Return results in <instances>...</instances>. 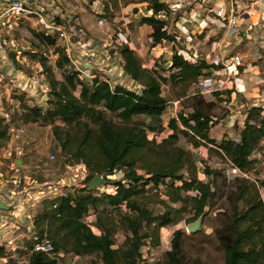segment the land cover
<instances>
[{
    "label": "trees",
    "instance_id": "trees-1",
    "mask_svg": "<svg viewBox=\"0 0 264 264\" xmlns=\"http://www.w3.org/2000/svg\"><path fill=\"white\" fill-rule=\"evenodd\" d=\"M147 9L152 11V16L141 17L139 23L154 28L150 34L152 46L162 42L169 44L172 34L168 29H162L166 21L156 18L160 12L168 14L167 5L163 0H149ZM40 40L50 46L56 44L53 35L42 34ZM55 53L58 56L55 68L63 72L61 81L55 78L52 68L45 65L44 61L40 62L49 88L46 104L51 107L46 110L28 108L26 120L34 118L47 123L60 121L64 126L71 127L86 119L85 131L75 144L69 140L74 138L63 133L60 127H55L53 139L57 148H53L56 152H71L76 157V163L85 161L86 164H83L89 171L86 182L96 174L107 172L110 175L115 169H123L128 182L123 185L120 181H114L117 189L113 195L97 197L88 189H80L75 195L45 200L40 207L41 210L44 207L47 210L35 222L39 229L38 236H46L51 240L55 252L66 251L79 258L98 255L99 261L91 260L89 264H138L141 248L147 240L153 247L158 246L160 230L173 224L172 214L184 211L183 207H165L163 212L155 214L146 203L140 201L148 192L159 189L160 185L166 187L171 203H180L191 209V222L202 216L214 197V191L211 183L198 180L191 155L177 146L180 135L192 139L195 147L200 146L202 141L214 145L217 154L227 157L245 173L253 168L252 155L258 149H264V117L260 116V108L248 110L237 141L226 138L216 142L210 139L208 130L213 124L212 117L198 110L170 120L167 126L170 134L166 139L158 142L149 140L148 132L163 131L160 118L166 109V101L161 94L162 82L189 86L202 75L205 68L203 64L190 65L173 53L167 67L170 75L164 78L156 68L159 63L146 69L135 52L123 46L119 50L123 71L141 87L142 93L137 95L123 86H110L98 75L91 80L80 81L78 73L69 70L70 62L63 50L56 47ZM108 114H115L119 122L109 120ZM140 116L149 119V123L134 120ZM6 131L7 127L0 119V140L5 137ZM86 149H93L92 152L99 155L97 162L87 160ZM29 156L24 151L21 159L26 160ZM147 156L155 158L156 163L147 161ZM66 163L61 162L59 169L64 171ZM137 163H142L140 170L144 171V175L137 173ZM204 171L207 177L216 174L207 168ZM38 177L42 179L41 175ZM233 181L239 183L236 204L232 205L228 220L222 221L214 230L215 238L223 250V264H264L262 186L248 179ZM192 191L195 194L189 195ZM239 202L243 205L242 209L238 207ZM121 208L126 210L120 218L123 242L117 246L113 230L104 224L102 218L109 216V209ZM89 213L95 214L92 227L82 222ZM182 245V232L176 230L170 241V250L164 253L161 264H185L181 260ZM27 246L30 249L32 245ZM20 254L23 252L20 251ZM2 256L3 251L0 249ZM25 264L57 262L43 253L32 252Z\"/></svg>",
    "mask_w": 264,
    "mask_h": 264
},
{
    "label": "built area",
    "instance_id": "built-area-1",
    "mask_svg": "<svg viewBox=\"0 0 264 264\" xmlns=\"http://www.w3.org/2000/svg\"><path fill=\"white\" fill-rule=\"evenodd\" d=\"M163 2L167 5L168 14L160 12L156 18L166 21L162 29H168L172 34V40L169 42L171 53L181 57L190 65L203 64L205 67L202 75L192 83V91L204 97H219L225 105L228 104L227 95L230 97L234 95L235 100L252 99L254 102L251 104L255 105L251 108H262L260 116L264 117V106H260L264 105V90L261 89L264 86V0H172L171 2L163 0ZM45 8L47 7L43 2L33 7L25 0H0V32L12 35L19 23L32 19L43 34L57 35L61 45L53 47L63 50L70 62V70L78 73V79L82 82L96 77L94 71L101 70L100 65L105 61L103 57L109 59L123 46L132 47L130 38L121 31L113 33L109 44L80 41L77 39L79 30L73 24V19L58 24L57 15L49 14ZM147 13L148 16H152V11ZM104 25V19L100 18L91 27L101 29ZM13 41L14 39L11 42V49L7 45L10 43L4 40L0 43L1 53L5 54V59L0 54V84L3 83L2 86L7 91V93L0 92V119L11 135V147L0 149V152L5 151L8 161L6 172L0 166V203L7 207L6 210H0V249L3 251L0 264L10 262L25 264L26 258L32 252L43 253L57 262L64 256L60 252H55L53 243L46 236L42 238L38 236L35 224L36 209L45 200L68 197L75 195L80 189H88L86 177L89 171L83 163H76L71 167L67 162L64 176L54 181L42 182L36 176L41 175L42 179L49 176L45 169L46 165L35 163L32 167L33 172L26 170L29 168L28 165L17 166L16 161L21 159L23 150L12 147V144L14 139L25 135L26 129L22 125L16 126L13 122L14 114L23 110L20 101L11 96V92L16 91L17 86L15 80H8L9 72L3 65V61L9 63L6 57L8 51L17 52V55L21 53L19 49H15L16 45L13 47ZM230 48L232 52H229ZM74 50H82L86 55L81 66L76 64L75 59L73 60ZM51 57L55 62L58 57L55 51ZM12 69L14 70L13 67ZM105 73L104 71L98 76L110 86H114L115 84ZM246 75L249 76L247 79ZM247 84L248 88H246ZM27 87L37 91L38 84L31 81ZM45 89L49 90L48 87ZM252 91H255L256 96L247 97ZM28 104L35 107L30 101ZM243 117V121L238 125H243L246 115ZM236 121V117L229 116L226 126L234 128ZM210 131L211 128L208 130V135ZM196 139L199 140L198 137ZM210 148L217 149L214 145L202 141L200 146L195 147L194 153L205 159ZM15 153L17 156L12 159ZM55 157L56 150L53 148L47 161L50 163ZM222 157L224 162L220 170L227 179L250 180L248 173L239 170L224 155ZM69 169H73L72 172H69ZM123 172V169L113 170L106 177L110 181V190L106 189V185L96 187L92 191L94 195L99 197L103 194H115L117 187L114 181L127 185ZM194 194L193 191L189 193V195ZM94 221L95 214L89 213L82 222L87 227H92ZM5 229L7 231L3 232ZM28 244L32 245L30 249ZM20 251L23 254H20ZM67 256L72 263L79 260V257L72 253H68Z\"/></svg>",
    "mask_w": 264,
    "mask_h": 264
},
{
    "label": "rangeland",
    "instance_id": "rangeland-1",
    "mask_svg": "<svg viewBox=\"0 0 264 264\" xmlns=\"http://www.w3.org/2000/svg\"><path fill=\"white\" fill-rule=\"evenodd\" d=\"M93 1L95 0H91L87 3L88 5H86L84 0H68V2L64 4L65 6L67 3L74 6L81 4L82 6L87 7L89 5H92ZM114 1L115 0H110L112 4ZM166 1L171 2L172 0ZM34 2V6L40 5V0H34ZM98 2L102 4L104 0H98ZM143 2H145V4H142ZM148 2L149 0H116V5L113 7V12L107 10L104 14H94L92 12L90 14L94 17L95 21L100 18L104 19L105 25L101 29H111L112 35L113 33L118 31H121L125 34L127 30L125 29L122 22L124 20L121 19L123 17L127 18L132 16L131 19L133 20V15H135L136 19L138 18V20H135V22L131 21L126 26V28L130 31L129 38H131L130 40L132 42V50L135 51L137 49L139 51L138 55L140 56V58L136 54L135 55L139 58L140 63L146 69H151L155 65V63H159L156 68L158 69L160 75L165 78L170 75L167 70L169 64L165 62L168 59L167 56L171 55L170 45L168 44V42H162L161 47L157 45L152 46V42L150 40V34L152 32L140 33V31L137 29V24L141 17H144V15H149L147 13ZM128 3H135L137 5L134 8L130 7V9L126 13L124 12L123 7ZM97 9L98 8H96V11ZM65 16L66 17L63 20L64 22L70 19H74L77 15H75L74 13H67L65 14ZM139 25L141 24L139 23ZM25 26L27 30L26 33L20 34L18 31H15L12 33V35L11 33L9 35H5L4 32H0L3 40L10 43L7 44L9 45L10 49L12 39H14L16 42L12 43L13 47L15 45L16 47L18 46V49L21 52L19 54V58H16L21 67L20 69L14 68L10 60L9 63L7 61H3V65L5 66L6 70L12 72L11 79L17 80V77H19L21 83L23 84H25V82L30 83L31 81H37L41 84L40 89H38L37 91L32 90L29 92H21L19 90L18 92H11V96L14 99L20 101L23 110L20 113L14 114L13 122L16 126L22 125L26 129L25 135L19 137L18 139H14L12 147H19L23 150V152L25 151L29 153L30 167L26 169L29 172H33L32 167L35 162H38L39 160L44 161L46 159L43 162V165H46L45 169L47 170L49 176L46 179L41 180H43L42 182H45L46 180L54 181L58 178H61L66 173V169L64 171L59 169V164L61 162L66 161L71 167L74 166V164H76L77 162L76 157L71 152H62L61 150H57L54 161L50 163L47 161L51 149L53 147H56L54 143L55 139H53L54 128L57 126L60 127L63 133H66L74 138L69 140L72 142V144H75L83 135L85 131V123L87 121L86 119H83L81 120V122H78L71 127H66L60 121H57L55 123H47L43 120H34V118H29L28 120H26L25 115L29 113L27 112V109L33 108L31 107V104H28V101H30L33 105H35V107L40 109L46 110L51 107L42 100L44 97H47L49 95V90L45 89L46 87H48V84L46 76L42 74V67L40 65V62L44 61L45 65L52 68L53 74L58 81L62 80L63 72L55 68V62H53V59L51 57V55L54 54L56 48L51 47L50 45H47L40 40V36H42V33L40 32L41 29H38V31H36L30 28L29 25ZM19 28H21V26H19ZM53 39L56 42L57 35H54ZM48 46H50V50ZM1 51L2 45L0 44V54H2ZM229 52H232L231 48L229 49ZM2 56L5 59V54H2ZM96 56L100 57L98 54H96ZM75 62L76 64L81 66L84 61L83 59H81V61ZM110 64V62H106L107 69L110 68ZM11 66L14 68V70ZM114 67L116 69L118 67V64L113 63V68ZM96 71V75H102L104 71L106 72V76H109V74L112 73H108L107 70H102V68L101 70ZM15 73L17 75H15ZM248 77V75L245 76L246 79ZM9 79L10 78H8V80ZM119 82H123L121 77L119 78ZM126 82L125 84L131 89L130 91L137 93L141 89V87L137 84L129 85V83ZM161 94L166 101V109L160 118V124L163 131L161 133H147L149 140H155L156 142L166 139L170 134L169 129L167 128L170 120L174 118L177 119L178 115H187L193 110H198L203 114L213 118V124L210 127L211 131L209 134L210 139L218 142L223 137H227L229 139L237 141L236 136L238 134V130L240 129V127H243L240 124L237 125V123L241 122L243 116L247 115L246 113L248 112L249 108L254 107L255 105L251 104L252 102H254L252 99L235 100L234 95L233 97L227 95L228 104L225 105L221 102L222 99L219 97H204L193 92L192 84L186 86L180 83L162 82ZM75 95H77V92H75ZM247 97L250 98L252 96L248 95ZM232 99H234V101ZM229 116H234L237 118L238 122H235L234 128H228L226 126V122L229 119ZM107 118L109 120H112V122L114 123L119 122V119L115 114H108ZM134 120L138 122L149 123V119L141 116L135 117ZM3 125H5L4 122ZM26 135L28 136L26 137ZM29 141L33 146L30 149H25L26 146H29ZM177 146L184 149L191 155L192 160L195 162L196 175L198 180L202 181L203 183H211L212 190L214 191V197L210 200L208 206L204 210L199 231L193 233L186 230V226L190 223H193L191 222L193 220V213L191 209L188 206H181L180 203H171L167 196L168 191L166 190V187L164 185H160L159 189L148 192L144 198L140 199V201L146 203L148 208L154 211L155 214L163 212L165 210V207H173L174 209H182L183 207L184 211L182 213L172 214L173 224L160 230L158 246L153 247V244H151L150 241L147 240L146 244L141 248V258L138 264H161L164 259V253L170 250V241L173 233L176 230H180L182 232L183 250L181 253V260L185 264H223V250L215 238L214 230L220 226L222 221H227L231 216L232 205L234 203L236 204L235 198L237 186H239V183H234V181H232L231 179H227L224 176V174L220 170L224 159L221 155L217 154L216 149H208L206 158H200L194 153L195 146L192 139L184 135H180L178 137ZM8 147H11V135L7 130L5 137L0 140V149H8ZM87 150L88 149L85 150L86 155L88 154V156H86V158L88 157L87 160L92 163L97 162L99 155L95 152H92L93 149H90L88 151ZM12 156V159H14L17 155L15 153ZM6 157L7 155L5 151H1L0 166L5 172L7 170L6 164L8 163ZM146 159L147 161L156 163L155 158L147 156ZM251 159L253 160L254 164L252 170L248 172V176L250 177V180L255 181L259 187H264V149H258L252 155ZM80 162L85 163V161L83 160ZM141 166L142 163H137L136 171L139 175H144V171L140 170ZM204 168H207L209 169V171H213L216 174L207 177L205 175ZM72 170L73 169H69V172H72ZM36 178L39 177L36 176ZM79 180L80 178H78V181ZM105 187L109 191L111 185H106ZM262 187L260 189V197L264 203V190ZM238 207L240 209L243 208L241 202L238 203ZM44 208L42 210L41 207H38L36 209V219L43 211L47 210V208ZM125 212L126 210L124 208L113 210L109 209L107 211V213H109V216L102 218L104 224H106L113 230L117 241V246H120L123 242V233L121 231L120 218ZM37 230L39 231L38 228ZM6 231L7 229L3 230V232ZM60 253L64 256V258L57 261V264H89L91 260L97 262L99 261L98 255H91L87 257H81L78 261L72 263L71 259L67 256L68 253L66 251H61ZM9 264H11V262Z\"/></svg>",
    "mask_w": 264,
    "mask_h": 264
},
{
    "label": "crops",
    "instance_id": "crops-1",
    "mask_svg": "<svg viewBox=\"0 0 264 264\" xmlns=\"http://www.w3.org/2000/svg\"><path fill=\"white\" fill-rule=\"evenodd\" d=\"M25 1L28 2V4H30L31 6L34 7V5H35L34 0H25ZM84 1H85V4L88 5L87 3L90 2L91 0H84ZM40 2L44 3V6L47 7L45 9H46L47 12H49V14L57 15L56 19L59 18V20H57L58 24H61V23L64 24L65 23V22L60 21V20L64 19L66 17L65 14H67V13H74L75 15H77L73 19V24L75 26H77L76 28L79 30V31H77V33H78L77 39H79L80 41H84V42L85 41H94L95 43H98V44H100L102 42H105L107 44L111 43L112 30L109 29V28H107L105 30H102V29H99V28H92L91 25L94 24L96 21L94 20V17L90 13L92 12L94 14H100V13L104 14L105 11H107V10H109L110 12H113V7L116 5V0L113 2V4L110 2V0H104V2L102 4L99 3L98 0L97 1L95 0V1L92 2V5H89L87 7L86 6L84 7L81 4H78V5L74 6V5H70L69 3H67L66 6H65L64 3L68 2V0H53V1L40 0ZM142 4H145V2H143ZM136 5L137 4H135V3H128L127 5H125L123 7V10H124V12L127 13V11L130 9V7L134 8ZM96 8H98L97 11H96ZM131 17H127V18L123 17L121 19V20H124L122 22H123V25H124L125 29L127 30L125 35H127L128 37L130 36V31L126 28L127 24L129 22H131V21L135 22V20H138V18L136 19L135 15H133V20L131 19ZM25 25H27V26L29 25L30 28H32L33 30H36V31H38V29L40 30V28L36 25V23L31 19L29 21L28 20H24L22 23H19L18 26L16 27L15 31H18L20 34L21 33H26L27 30H26V26ZM19 26H21V28H19ZM137 29L140 31V33H144V32L151 33L152 31H154V28L151 27V26H148V25H145V24L139 25V21H138V24H137ZM40 32L43 34L42 31H40ZM54 35H56V34H54ZM0 39H1V41H0V43H1L2 40H3L1 35H0ZM15 42L16 41L14 40L13 43H15ZM55 45H61V42L58 40V38H57V41H56ZM157 46L161 47V44H158ZM48 47H49V50H50V46H48ZM51 47H53V46H51ZM15 49L18 50V46L15 47ZM130 49L132 50V47ZM101 52H102V50H101ZM134 52H136L135 54L140 58V56L138 55L139 51L136 49ZM171 55H172V53H171ZM171 55L167 56L168 57V59H167V63L168 64H170ZM15 57L17 59L19 58V55H17V52L15 53ZM73 57L78 62V61H81V59H84V57H86V55L84 54V51H82V50H80V51L74 50L73 51ZM103 59H105L106 62L108 61V62L111 63L110 64V68H108V69L106 68V62H104V63H102L100 65V69L102 68V70L103 69L107 70L108 73L112 72L111 74H109V76H107L108 79L111 82H113L115 85H121V86L126 87L127 89L131 90L125 84V82L128 81L126 83H129V85H133L135 83L123 71L122 58H121V56L119 54V51L114 56L110 57L109 59L108 58H104V57H103ZM100 61H102V60H100ZM113 63L118 64V67L116 69H115V67L113 68ZM5 70H6V68H5ZM7 72H9V78L11 80V71H7ZM95 72L97 73V71H94V73ZM15 75H17V74L15 73ZM120 77L122 78L123 82H119V78ZM114 81H116V82H114ZM34 82H37V81H32V83H34ZM37 84H38L37 88L40 89L41 84L38 83V82H37ZM2 85H3V83L0 84V92L1 93H7V91L5 90V88H3ZM15 85L17 86V89H16L17 92L19 90L21 92L32 91V88H30V87L28 88L27 87V86H29V83L28 82L27 83L25 82V84L21 83V80L19 79V77H17V80H15ZM247 86H248V84L246 85V88H248ZM261 89L264 90V86ZM33 91H35V90H33ZM251 93H252L251 96H256L255 91H252ZM242 121H243V119H242ZM241 122H238V123H241ZM238 123H237V125H238ZM243 124H244V122H243ZM241 126H243V125H241ZM241 129H242V127H240V129L238 130V134L236 136L237 140L239 139V133H240ZM27 136L28 135H26V137ZM226 138L227 137H223L222 139H226ZM28 143H29V147L28 148L30 149L33 145H32V143L30 141ZM28 159L30 160L29 157H28ZM28 159H26V160H25V158L21 159V164H24L26 166L28 165L30 167V165H29L30 161H28ZM44 161L39 160L38 162H35V163H39V164L43 165Z\"/></svg>",
    "mask_w": 264,
    "mask_h": 264
},
{
    "label": "water",
    "instance_id": "water-1",
    "mask_svg": "<svg viewBox=\"0 0 264 264\" xmlns=\"http://www.w3.org/2000/svg\"><path fill=\"white\" fill-rule=\"evenodd\" d=\"M1 41V39H0ZM7 57L10 60L11 64L13 65L14 68L16 69H20V65L17 62V59L15 57V52L10 50L7 53ZM142 91L139 90L136 94L137 95H141ZM44 102H46L48 100L47 97H44L42 99ZM16 164L18 167L21 166V159H17ZM108 176L107 172H103L101 174H96L92 177V179L88 182V190L90 192L94 191L96 187H100V186H105L109 184V180L106 178ZM7 207L3 204L0 203V210H6ZM201 220H202V216H199L193 223H190L186 226V230L188 232H197L200 229V225H201Z\"/></svg>",
    "mask_w": 264,
    "mask_h": 264
}]
</instances>
